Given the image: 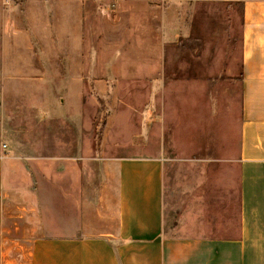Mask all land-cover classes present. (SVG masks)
<instances>
[{"label":"crops","instance_id":"obj_1","mask_svg":"<svg viewBox=\"0 0 264 264\" xmlns=\"http://www.w3.org/2000/svg\"><path fill=\"white\" fill-rule=\"evenodd\" d=\"M187 1L0 0V86L64 88L62 111L45 91L30 143L18 105L0 113L2 264H264V0H235L241 90L229 157L95 155L88 141L89 101L165 81L166 45L191 34ZM28 53L36 68L4 57ZM132 112L109 113L106 126ZM24 198L30 206L14 202ZM26 229L35 235H8Z\"/></svg>","mask_w":264,"mask_h":264},{"label":"rangeland","instance_id":"obj_2","mask_svg":"<svg viewBox=\"0 0 264 264\" xmlns=\"http://www.w3.org/2000/svg\"><path fill=\"white\" fill-rule=\"evenodd\" d=\"M187 2L192 12L191 34L166 45L165 81L110 87L108 95L103 93L97 98L96 105L88 102L87 115L93 119L88 141H93L95 155L163 154L173 159H215L232 153L229 148L237 143L240 116L241 2ZM4 57L16 63L19 59L22 62L18 65L37 64V56L29 53ZM94 73L89 72L92 76ZM48 89L56 95L57 110L62 111V87L0 86V113L15 111L18 105L26 119L27 143L32 117L37 107L47 103ZM88 89V94L98 96L96 87ZM115 110L133 112L122 125L118 126L116 120L111 128L112 121L106 126V117ZM20 152L22 158L31 157L30 148ZM31 201L24 198L14 202L30 206ZM28 222L26 228L30 226ZM29 234L35 235V231L8 233L13 237Z\"/></svg>","mask_w":264,"mask_h":264}]
</instances>
